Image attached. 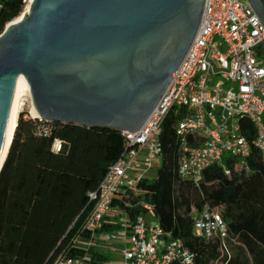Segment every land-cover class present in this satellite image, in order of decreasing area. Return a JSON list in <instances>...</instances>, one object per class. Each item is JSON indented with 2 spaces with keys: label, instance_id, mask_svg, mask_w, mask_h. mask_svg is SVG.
Listing matches in <instances>:
<instances>
[{
  "label": "trees",
  "instance_id": "1",
  "mask_svg": "<svg viewBox=\"0 0 264 264\" xmlns=\"http://www.w3.org/2000/svg\"><path fill=\"white\" fill-rule=\"evenodd\" d=\"M0 35L18 19L23 0H0ZM176 116L162 125L163 156L157 175L138 184L139 193L120 192L113 206L131 221L155 216L165 235L181 239L194 254L195 264H264V162L254 150L249 172L226 160V170L214 165L203 172L199 187L178 173L181 155ZM243 133L255 138L249 121ZM47 131V133L45 132ZM63 145L61 152L55 144ZM122 132L108 128L46 122L19 115L18 126L0 171V264H56L61 256L83 259L71 247L90 208L89 195L99 190L109 169L125 150ZM149 206L151 210H148ZM216 209L228 226V252L219 238L210 242L194 235V215ZM117 219V218H116ZM119 225L105 224L102 232ZM90 264L105 257L91 252ZM173 264H182L174 262Z\"/></svg>",
  "mask_w": 264,
  "mask_h": 264
},
{
  "label": "built area",
  "instance_id": "2",
  "mask_svg": "<svg viewBox=\"0 0 264 264\" xmlns=\"http://www.w3.org/2000/svg\"><path fill=\"white\" fill-rule=\"evenodd\" d=\"M32 2L23 0L24 10ZM263 47L264 23L248 0L205 1L195 39L165 93L137 132H122L124 152L109 167L99 190L89 195L91 206L71 242L86 257L61 256L56 264H87L92 251L111 241L123 245L122 264H195L194 254L181 239L166 236L155 216L131 221L113 203L120 192L137 195L138 184L161 162L162 125L172 112L181 150L178 173L197 187L211 166L220 165L229 175L226 160L249 172L247 160L256 150L264 162ZM244 120L255 129L253 140L243 133ZM54 148L61 152L63 145L57 141ZM193 215L194 235L206 242L219 238L222 251L228 252V226L217 210H194ZM114 221L119 228L103 233L105 224Z\"/></svg>",
  "mask_w": 264,
  "mask_h": 264
},
{
  "label": "water",
  "instance_id": "3",
  "mask_svg": "<svg viewBox=\"0 0 264 264\" xmlns=\"http://www.w3.org/2000/svg\"><path fill=\"white\" fill-rule=\"evenodd\" d=\"M205 1L33 0L0 35V158L21 75L35 119L137 132L192 45Z\"/></svg>",
  "mask_w": 264,
  "mask_h": 264
},
{
  "label": "bare ground",
  "instance_id": "4",
  "mask_svg": "<svg viewBox=\"0 0 264 264\" xmlns=\"http://www.w3.org/2000/svg\"><path fill=\"white\" fill-rule=\"evenodd\" d=\"M30 7L31 5L28 4L25 10L22 12L21 16L17 19L18 21H21L25 16H27L28 12L30 11ZM26 96L31 98L30 86H29L28 80L23 75H21L15 79L14 96H13V101H12V106H11V111H10V116H9V121H8L6 143H5L3 154L0 158V170L2 169V166L4 165V162L7 158L10 147L12 145L15 131L18 126L20 109L24 105V97ZM31 114L34 118L39 117L38 112L36 111L33 103H32Z\"/></svg>",
  "mask_w": 264,
  "mask_h": 264
},
{
  "label": "rangeland",
  "instance_id": "5",
  "mask_svg": "<svg viewBox=\"0 0 264 264\" xmlns=\"http://www.w3.org/2000/svg\"><path fill=\"white\" fill-rule=\"evenodd\" d=\"M263 50H264V47H263ZM31 110H32V99L26 96V97H24V105L20 109V114L23 113L25 115V119L32 118L33 116L31 114ZM263 120H264V116H263ZM160 165H161L160 161L155 163V167L148 174L149 178L152 179L157 175V172H158ZM115 242H120V241L108 242V244L105 247L100 248L101 252L103 253L104 257L106 258L105 260H103L101 262V264H122L123 257L121 255V253L119 252L121 249L117 248L115 245L111 244V243H115ZM113 250L115 252H113ZM87 264H90V263H87Z\"/></svg>",
  "mask_w": 264,
  "mask_h": 264
},
{
  "label": "crops",
  "instance_id": "6",
  "mask_svg": "<svg viewBox=\"0 0 264 264\" xmlns=\"http://www.w3.org/2000/svg\"><path fill=\"white\" fill-rule=\"evenodd\" d=\"M104 244L107 245L108 242L107 243H104ZM111 244L115 245L117 248H120V249L123 247V245L121 244V242H115V243H111ZM94 254H97L98 256H100V258L101 257H104L103 253L101 252V250L99 248L94 251ZM89 257H90V260H91L92 259L91 258V255Z\"/></svg>",
  "mask_w": 264,
  "mask_h": 264
},
{
  "label": "flooded vegetation",
  "instance_id": "7",
  "mask_svg": "<svg viewBox=\"0 0 264 264\" xmlns=\"http://www.w3.org/2000/svg\"><path fill=\"white\" fill-rule=\"evenodd\" d=\"M255 3L260 8L261 13L264 15V0H255ZM263 55H264V50H263Z\"/></svg>",
  "mask_w": 264,
  "mask_h": 264
}]
</instances>
